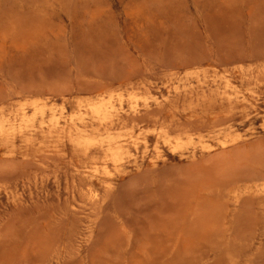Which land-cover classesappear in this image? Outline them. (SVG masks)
<instances>
[{
    "label": "rangeland",
    "instance_id": "rangeland-1",
    "mask_svg": "<svg viewBox=\"0 0 264 264\" xmlns=\"http://www.w3.org/2000/svg\"><path fill=\"white\" fill-rule=\"evenodd\" d=\"M111 93L120 164L0 138V264H264V0H0L8 117Z\"/></svg>",
    "mask_w": 264,
    "mask_h": 264
},
{
    "label": "bare ground",
    "instance_id": "bare-ground-1",
    "mask_svg": "<svg viewBox=\"0 0 264 264\" xmlns=\"http://www.w3.org/2000/svg\"><path fill=\"white\" fill-rule=\"evenodd\" d=\"M109 96L107 95L108 97L107 99L103 96H101L100 99L98 100H95L94 98H92L93 100L89 99V101L86 104L87 105L86 112H83L82 114H80L79 112L80 115H73L70 118L66 119L64 123H62L61 121L62 116L57 115L55 113H52L47 119L45 117L46 110H47L46 108L47 104L44 102H41L40 100H33L32 102H30V106L33 107L32 113H28L27 111H25L26 109V107L24 106L25 103L20 104L19 108L21 110L20 109H17V110L18 111L20 110L21 112L16 113L17 111H15L16 114L14 113L15 115L13 117H8L5 111H3V108L0 107V138L8 142L7 140L9 139V137L15 134L23 135V134L30 133V132L32 133L37 130L43 133L47 132L46 135L48 133L49 134L51 133V135H54V133L55 134L57 133L59 135L63 132L64 133L67 132L69 134L68 136H69L70 141L75 146L79 147L80 149L83 148L85 149V151L91 146L99 147L104 150L108 161H111L114 164H117L121 162L123 154H125L127 151L126 149L127 146H125V143H126L125 140L124 141L120 140L118 138V135H116V133L113 134V132L110 131L112 128L111 127L112 125L110 126L111 127L110 128L108 123H111L113 121V117L115 115H116L115 117L118 118V116L120 115V109L116 107L109 100V98L112 99V93L109 94ZM129 105H130L129 110H131L132 113L138 112L137 110L138 107L136 108L137 106L136 104L130 103ZM95 124L97 125L94 126ZM99 125H101L102 127L107 125L108 128L105 126L106 129L104 127L103 128L104 131H102L101 129L99 130L100 128L98 127ZM191 130L192 132L194 131L193 128ZM168 132L169 131H163L161 136L167 142L171 143L170 141L171 134L169 135L170 132L169 133ZM121 135L122 134L120 133V136ZM177 139L180 140L181 138L177 137ZM181 143L182 142L178 141L176 144L180 146ZM92 193H93V190H92Z\"/></svg>",
    "mask_w": 264,
    "mask_h": 264
}]
</instances>
